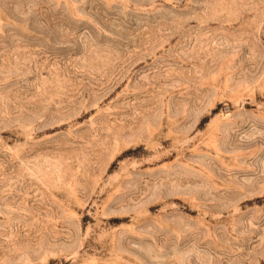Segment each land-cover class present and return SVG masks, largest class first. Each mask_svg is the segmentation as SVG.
Listing matches in <instances>:
<instances>
[{
    "label": "rangeland",
    "instance_id": "374dc122",
    "mask_svg": "<svg viewBox=\"0 0 264 264\" xmlns=\"http://www.w3.org/2000/svg\"><path fill=\"white\" fill-rule=\"evenodd\" d=\"M0 264H264V0H0Z\"/></svg>",
    "mask_w": 264,
    "mask_h": 264
}]
</instances>
